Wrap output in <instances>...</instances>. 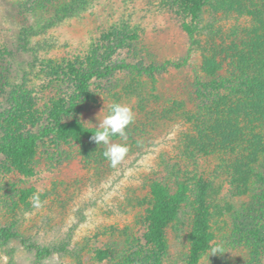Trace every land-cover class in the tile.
Returning <instances> with one entry per match:
<instances>
[{
	"label": "rangeland",
	"instance_id": "374dc122",
	"mask_svg": "<svg viewBox=\"0 0 264 264\" xmlns=\"http://www.w3.org/2000/svg\"><path fill=\"white\" fill-rule=\"evenodd\" d=\"M66 1L0 0V142L56 129L55 112L71 103L75 109L61 124L96 130L111 106L121 104L134 113L130 135L113 136L110 144L126 145L128 152L116 167L108 159L85 166L75 139L64 145L68 140L52 136L18 160L0 153V228L21 235L26 245L57 250L38 258L19 240L0 237V264H264V159L257 166V187L243 192L228 185L226 174L237 151L196 160L211 197L195 259V206L185 209L179 231L164 228L162 252L149 225L162 197L153 202L150 186L167 184L166 162H182L183 138L195 132L184 116L195 112L193 85L201 92L211 85V103L230 96V84L242 72L227 49L251 40L259 20L234 11L225 15L213 5L197 16L193 8L204 0H89L77 17L41 30L54 5ZM231 1L214 3L223 8ZM31 27L38 32L26 38L22 30ZM211 58L218 69L210 76L204 62ZM117 65L162 70L148 75L115 70ZM231 98L225 110L240 111L239 95ZM249 119L252 124L242 126L255 122L254 132L264 140V111ZM209 126L223 130L221 124ZM225 129L230 147L237 129L230 122ZM36 193L39 208L33 206ZM217 245L223 251L212 255Z\"/></svg>",
	"mask_w": 264,
	"mask_h": 264
},
{
	"label": "trees",
	"instance_id": "16d2710c",
	"mask_svg": "<svg viewBox=\"0 0 264 264\" xmlns=\"http://www.w3.org/2000/svg\"><path fill=\"white\" fill-rule=\"evenodd\" d=\"M89 0H67L64 4L54 5V14L51 18L47 19V22L42 28H46L60 22L66 18L77 17L80 12L86 9L87 2ZM215 0H204L196 4L193 10L197 9V16L201 15V9L207 6H214L213 10L224 13L225 15L230 12H237L239 15L250 16L254 20L258 21V26L253 31V38L240 44L239 49L232 50L227 49V54L230 55L231 59L236 60L239 71L242 75L233 83L230 84L229 91L230 96H222L217 99L216 102L211 103L209 95H211V85L207 87L205 92L200 91V87L194 86L193 92L189 96L194 97V114H184L186 121L194 126L195 132L186 135L183 138L181 150H182V162L176 160H169L166 162V181L167 184L164 186H150L152 197L151 200L158 196L155 200L157 206L161 208L159 214L156 211L151 212V218H149V225L151 228L150 236L151 239L158 241L162 244L161 238L163 236L164 228L169 224L174 230L179 231L183 227L182 216L186 214V210L191 212L195 206L197 215L194 216L195 234L193 236V252L192 257H197V249L201 248L203 244V237L207 231V207L210 197L211 188L209 182H205L202 179V174L197 172L196 160L209 156L215 153L225 154L227 151L234 152L237 154L228 162L226 174L229 178L228 185L233 188L240 187L243 192L249 187H257L258 179H255V175L259 172L257 166L264 159V140L254 132L257 125L250 128H244L242 125L247 123L251 116H260L264 111V0H232L227 6L218 8ZM224 1V0H223ZM235 1V2H234ZM259 2L261 5H259ZM234 2V3H233ZM237 2V3H236ZM245 2L249 3L247 5ZM222 3V2H221ZM240 4L245 6H251L253 10H246ZM256 5V6H255ZM248 11V12H247ZM209 26L213 28L212 23L214 22V16H212ZM40 30V31H41ZM38 30L31 27L28 30H22L25 37L36 35ZM210 48L211 53L215 51L213 40L207 45ZM204 69L208 70V74L211 76L218 66L213 58L207 59L204 62ZM207 67V68H206ZM131 69V72H143L145 74L161 73L160 69L149 68L147 70H139L138 68H129V66L123 67L117 65L116 69ZM137 70V71H136ZM90 77V76H88ZM220 87V86H219ZM218 87V88H219ZM127 88H125L126 90ZM217 90V88H212ZM129 89H127L128 91ZM219 93L218 91H215ZM233 92V93H232ZM129 93V92H128ZM195 94V96L193 95ZM236 94V95H234ZM239 95L240 101L238 107L240 111L230 112L225 110L226 102L232 99V96ZM208 98L209 100H207ZM207 100V101H206ZM177 109L182 106L175 104ZM75 109V104L71 103L68 109L60 107L55 112L56 117V129H45L40 134H32L25 137H20L16 142H0V153L12 156L14 159H20L26 155L30 149L35 147L40 142L51 138L52 136H58L61 139L68 140L64 142V145H69V139L73 141L75 139L77 156L85 166H96L105 163L107 158L103 155L106 150V146L101 143L97 145L92 141L91 137L96 130H83L76 129L72 124H61L59 119L61 117H68L72 114ZM170 114V113H169ZM231 123L236 126L235 130V143L230 147L226 144L225 138L222 137L226 133L225 126L227 123ZM211 123L221 124L223 130L221 132L215 131L209 126ZM252 122H248V124ZM242 126V127H241ZM130 125L125 129V134L130 135ZM60 133V134H59ZM64 133V134H62ZM247 137V139H246ZM245 138V143L242 141ZM68 143V144H67ZM74 143V142H73ZM63 142H62V146ZM230 149V150H229ZM63 155L69 159L65 150L61 151ZM65 159V158H64ZM62 160V159H61ZM190 166H193L190 169ZM196 168V169H195ZM199 193V195L196 194ZM230 207V206H229ZM186 209V210H185ZM158 210V209H157ZM248 226V225H247ZM0 237L4 240L17 239L25 248H30L35 251L36 257H46L54 253L56 248L39 247L36 245H26L21 235L12 232L10 229L0 228ZM199 244V245H198ZM162 246L160 251L162 252ZM65 246H61L58 251H63ZM158 258V257H157Z\"/></svg>",
	"mask_w": 264,
	"mask_h": 264
},
{
	"label": "clouds",
	"instance_id": "9594fccd",
	"mask_svg": "<svg viewBox=\"0 0 264 264\" xmlns=\"http://www.w3.org/2000/svg\"><path fill=\"white\" fill-rule=\"evenodd\" d=\"M133 120L134 113L130 107L113 104L109 109L108 115L102 121H99L96 131L91 137L92 141L97 145L103 143L106 146L103 155L110 161L112 167H116L124 160L128 152V147L122 144H110V140L116 135L125 138V129ZM32 201L34 207L39 208L41 206L39 193L33 194ZM210 251L212 255L221 254L223 248L221 245H217Z\"/></svg>",
	"mask_w": 264,
	"mask_h": 264
}]
</instances>
